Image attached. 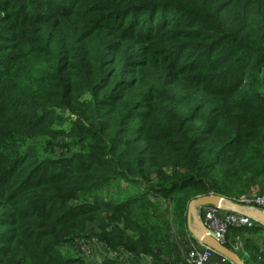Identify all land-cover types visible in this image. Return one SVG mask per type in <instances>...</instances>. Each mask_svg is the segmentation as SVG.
Here are the masks:
<instances>
[{
	"label": "trees",
	"instance_id": "obj_1",
	"mask_svg": "<svg viewBox=\"0 0 264 264\" xmlns=\"http://www.w3.org/2000/svg\"><path fill=\"white\" fill-rule=\"evenodd\" d=\"M254 187L264 0H0V264L159 263L160 200Z\"/></svg>",
	"mask_w": 264,
	"mask_h": 264
},
{
	"label": "built area",
	"instance_id": "obj_2",
	"mask_svg": "<svg viewBox=\"0 0 264 264\" xmlns=\"http://www.w3.org/2000/svg\"><path fill=\"white\" fill-rule=\"evenodd\" d=\"M243 210H258L264 212V189L259 195L243 197L233 202H228ZM200 221L203 232L214 238L225 247H230L229 234L236 229H252L259 222L250 215L234 211H225L218 206H205L200 209ZM241 243L240 241H237ZM233 247V244L231 245ZM235 250L241 249L235 245ZM184 264H232L226 257L201 243H197L187 251L183 260Z\"/></svg>",
	"mask_w": 264,
	"mask_h": 264
},
{
	"label": "crops",
	"instance_id": "obj_3",
	"mask_svg": "<svg viewBox=\"0 0 264 264\" xmlns=\"http://www.w3.org/2000/svg\"><path fill=\"white\" fill-rule=\"evenodd\" d=\"M263 188L264 187H262L261 189H263ZM168 205L169 204H166L165 207L162 209L163 213H165L166 210L169 208ZM173 214L174 213H172V215ZM197 218H198V216H197ZM198 221L200 223V229L199 230L202 232V231H204L202 228L203 225H202L201 221L199 220V218H198ZM189 222L191 224L190 218H189ZM168 225H171V227L170 228L169 227L164 228L166 247L163 248V250H162L163 255H162V258L160 261L168 263V264H180V263H182L183 254L185 252L189 251L192 248V246H194L195 244L200 243V242L195 238V236L191 232L187 231L186 229H183L186 227L183 226L182 222L179 223L178 225H175L173 222H171ZM258 225L264 227V225H262L260 223ZM194 226L196 228L195 224H194ZM171 230L173 233L171 232ZM233 231H235V230H233ZM233 231L229 234V237H228L229 245L231 246L233 244V247L231 246L232 248H235V245H237L240 249H243V244L237 242V241H240L241 238L238 236L235 237V235L232 234ZM261 232L263 234L264 230L261 229ZM244 236L245 237L249 236V237H251L252 240L258 239L249 230H246ZM262 251L264 252V248L262 249ZM101 256L106 258V256H108V254L106 252H104V254H102ZM149 260H151V258H148V261ZM161 262L158 263L156 260H151L150 264H156V263L160 264Z\"/></svg>",
	"mask_w": 264,
	"mask_h": 264
},
{
	"label": "rangeland",
	"instance_id": "obj_4",
	"mask_svg": "<svg viewBox=\"0 0 264 264\" xmlns=\"http://www.w3.org/2000/svg\"><path fill=\"white\" fill-rule=\"evenodd\" d=\"M264 189V188H263ZM263 189H259V188H251L249 191H244L245 193L244 194H238L237 196H235V198L233 199H227L225 198L228 202H233L235 200H238V199H241L243 197H252L254 195H259ZM160 209H163L165 207L166 204H169L167 203L166 201L164 200H160ZM169 208L166 210L165 213L161 212L162 213V218L159 219V223L160 225H163L164 228L166 227H171V225H168L169 223L173 222L175 225H178L179 223H183V226L186 227V228H183V229H186L187 231L190 232V229L191 228H195L193 222H189V214H188V210H187V213L185 215V218H181L179 213L177 212V210H175V216L174 214L172 215L173 213V210L174 209V206L173 205H168ZM201 211V210H200ZM199 214L200 212H198L197 216L199 218ZM97 230V226L95 225V227H91L88 229V233H91V232H95ZM109 231L112 230V227H109L108 229ZM172 232V230H171ZM263 232V231H262ZM173 233V232H172ZM245 234V233H244ZM243 234V235H244ZM260 241L261 243L259 244L260 246H264V237L262 236V234L260 235H255ZM85 248L87 250V252H84V254L87 256V262L91 263V264H106V261L109 260V258H117V253L114 252V251H111L109 252L111 254L110 257H102L101 255L104 254L105 250L103 249V247L98 243V242H95V241H92V245L91 246H87V244H85ZM113 250V249H111ZM249 255H250V258H246V257H242L248 264H254L253 262V253L251 251H248ZM187 252H185L182 256V263L180 264H184L183 263V260H184V257L186 256ZM264 254V252H263ZM148 258H151V260H156V257L154 255V252L152 253V255H150L149 257L146 258V260L144 262H142V264H150L151 260L148 261ZM100 260V261H99ZM103 262V263H102ZM165 263V262H164ZM166 264V263H165Z\"/></svg>",
	"mask_w": 264,
	"mask_h": 264
},
{
	"label": "water",
	"instance_id": "obj_5",
	"mask_svg": "<svg viewBox=\"0 0 264 264\" xmlns=\"http://www.w3.org/2000/svg\"><path fill=\"white\" fill-rule=\"evenodd\" d=\"M209 205L218 206L219 208L225 211H234V212L250 215L254 220L264 225V212H260L258 210H250V209L249 210L240 209L228 203V201L224 197L215 195V194L197 197L190 202L188 206V214H189L190 221L191 222L193 221L192 219H193V214L195 213V211H198V209L203 208L205 206H209ZM190 232L195 236V238L201 244L209 247L210 249L214 250L218 254L226 257L233 264H244V262L240 259V257L235 252L221 245L219 242H217L214 238L208 236L206 233L201 232L200 230L196 228H191Z\"/></svg>",
	"mask_w": 264,
	"mask_h": 264
},
{
	"label": "bare ground",
	"instance_id": "obj_6",
	"mask_svg": "<svg viewBox=\"0 0 264 264\" xmlns=\"http://www.w3.org/2000/svg\"><path fill=\"white\" fill-rule=\"evenodd\" d=\"M197 211H195V213L193 214V223L196 225V229H200V223H199V221H198V218H197Z\"/></svg>",
	"mask_w": 264,
	"mask_h": 264
},
{
	"label": "clouds",
	"instance_id": "obj_7",
	"mask_svg": "<svg viewBox=\"0 0 264 264\" xmlns=\"http://www.w3.org/2000/svg\"><path fill=\"white\" fill-rule=\"evenodd\" d=\"M209 206H211V205H209ZM200 209H201V208H200ZM200 209H198L197 214H198V212L200 211ZM199 218H200V216H199ZM199 220H200V219H199ZM202 232H203V231H202ZM226 248H228V247H226ZM103 249H104V248H103ZM233 249H234V248H233ZM242 250H243V249H241L240 251H237V250L234 249V251H233V250H232V251L235 252V253L238 255V253H239V252H242ZM105 252H106V251H105ZM106 253H107V252H106ZM229 261H230V260H229ZM230 262H231V261H230ZM231 263H232V262H231ZM232 264H233V263H232Z\"/></svg>",
	"mask_w": 264,
	"mask_h": 264
}]
</instances>
